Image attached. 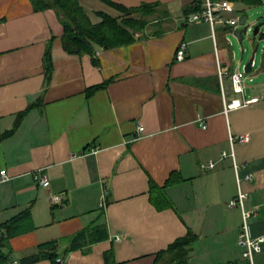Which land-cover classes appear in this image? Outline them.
Masks as SVG:
<instances>
[{
  "label": "crops",
  "instance_id": "crops-1",
  "mask_svg": "<svg viewBox=\"0 0 264 264\" xmlns=\"http://www.w3.org/2000/svg\"><path fill=\"white\" fill-rule=\"evenodd\" d=\"M110 1L161 3L168 21H152L151 28L167 31L146 30L133 43L72 55L63 49L54 10L0 0V171L7 176L0 182V225L28 213L23 230L7 241L11 263L40 243L60 240L65 247L82 229L105 224L108 239L68 253L67 264H105L110 250L115 264H154L158 252L189 230L197 239L188 264H241L240 210L227 203L244 193L246 207L256 211L249 234L264 237V83L248 92L246 79L243 94H236L228 74L218 78L210 26L184 15L194 0ZM79 3L93 24L101 22L98 13L122 15L101 0ZM182 42L185 58L177 61ZM228 42L218 29V58L233 73ZM222 89L227 102L258 100L226 111ZM230 135L249 137L235 143L234 162L221 157ZM211 161L212 169L201 168ZM172 173L181 181L164 187ZM42 177L48 186L39 183ZM151 186L162 187L170 204L158 208ZM55 195L62 200L52 202ZM260 246L254 264H264Z\"/></svg>",
  "mask_w": 264,
  "mask_h": 264
},
{
  "label": "trees",
  "instance_id": "trees-1",
  "mask_svg": "<svg viewBox=\"0 0 264 264\" xmlns=\"http://www.w3.org/2000/svg\"><path fill=\"white\" fill-rule=\"evenodd\" d=\"M101 1L113 6L121 12L122 15L120 17H111L104 13H98L101 22L93 24L80 5L79 0H31L35 11H45L48 9L55 11L63 28V35L61 38L63 49L68 54L72 55H93L96 47H100L104 50H111L133 43L140 38L136 36V34L138 33L141 36H145L146 30L150 31V35L155 36L162 35L167 31V29H159V27L157 29L151 28L152 21H156L154 24L158 26H162L168 21V19H166L167 12L161 3H141L135 7H126L113 3L110 0ZM229 1L235 4V8L238 12H243V7L258 6L263 0ZM201 3L202 0H194L192 6L184 8V15L198 11ZM51 43L52 41L47 44L43 55V68L46 83L52 71L50 57ZM180 181L181 179L175 173H172L166 180L164 187L176 184ZM151 190L153 191L152 199L158 208L170 204L162 187L151 186ZM27 216L28 213H22L9 222L0 225V229H6L7 232L6 236L0 233V264H10L12 262L11 251L7 247V241L9 238L18 234L19 231L23 230ZM108 237L105 224L92 225L72 235L68 239L65 247L62 246V241L60 240L40 243L35 248V251L21 258L19 264H31L41 260H48L51 264H67L66 257L68 253L82 249L89 251V248L93 244L107 240ZM196 239L197 236L189 230L184 237L176 239L164 250L158 252L154 264H188L189 255ZM104 261L105 264H115L111 250L104 254ZM227 264L235 263L230 262Z\"/></svg>",
  "mask_w": 264,
  "mask_h": 264
},
{
  "label": "built area",
  "instance_id": "built-area-1",
  "mask_svg": "<svg viewBox=\"0 0 264 264\" xmlns=\"http://www.w3.org/2000/svg\"><path fill=\"white\" fill-rule=\"evenodd\" d=\"M236 8L235 4L229 0H202V3L200 4V8L198 11L192 12L188 15L187 21L189 23H201L205 22L210 26L212 39L214 41L215 45V53H216V67H217V75L220 80L228 74L232 89L234 93L236 94H243V83L246 79H249L251 81V78H248L246 75L247 72L243 70V72H233L230 73L227 71V69L222 65V61L218 58L217 53V44H216V32L218 29H223L225 32L228 33V31H235V29L238 27L240 17ZM252 30L251 27H247L246 33L250 32ZM230 45V42H228ZM186 43L182 42L179 44V46L176 49L175 58L177 61H182L185 58V50H186ZM254 66V60L251 64V68ZM222 97L223 102L225 106V110L234 108V107H240V106H246L250 103L257 102L258 98H250L248 100L240 101V100H233L231 102H227L225 100L224 91L222 89ZM201 127L203 129L206 128L205 124H202ZM137 134H141L143 132V128L141 126H138L136 128ZM249 137L248 135L243 136H229V146L230 149L228 152L223 151L221 154L222 158H230L234 162V145L235 143H243L248 141ZM215 166V162L211 161L206 166H201L202 169H212ZM252 177L249 175L247 179H251ZM7 179L6 172L4 170L0 171V182L5 181ZM39 183L46 187L49 185V182L45 177H42L39 180ZM106 191L104 195H102L101 201L99 203L100 207H103L105 205L106 201ZM62 199L59 195H55L51 198L52 202H60ZM227 207L232 209L237 207L240 210L241 215V225L238 232V239L237 244L238 247L242 249V262L241 264H254V256L256 254H259L261 252V246L260 244L264 242V237H257L252 238L249 234V222L250 220L255 217L256 211L254 209H249L246 207V195L244 193L238 192L237 196L230 200L227 203ZM116 240H120V237H116ZM59 261V260H58ZM10 264H17L16 262L10 263Z\"/></svg>",
  "mask_w": 264,
  "mask_h": 264
},
{
  "label": "rangeland",
  "instance_id": "rangeland-1",
  "mask_svg": "<svg viewBox=\"0 0 264 264\" xmlns=\"http://www.w3.org/2000/svg\"><path fill=\"white\" fill-rule=\"evenodd\" d=\"M244 11L238 13H246L247 19L243 25L238 24V30L242 31L245 27H251L260 25L259 32L264 33V0L262 3L255 7H243ZM230 45H226L229 59L233 68L238 72H243L244 65L249 61L253 49L258 45V49L254 57V68L246 75L252 78V81L246 80L247 90L256 91L259 90L264 83V66H263V54H264V36L261 40H258V36L252 35V30L246 34H243V39L239 40L233 33L228 31L227 33ZM243 65V66H242Z\"/></svg>",
  "mask_w": 264,
  "mask_h": 264
},
{
  "label": "water",
  "instance_id": "water-1",
  "mask_svg": "<svg viewBox=\"0 0 264 264\" xmlns=\"http://www.w3.org/2000/svg\"><path fill=\"white\" fill-rule=\"evenodd\" d=\"M247 19V15L246 13H242L241 14V17H240V21H239V25H243L244 21ZM262 24L260 25H257V26H254L253 29H252V35L254 37L258 36V40H261L264 36V33H260L259 32V28ZM246 31H247V27H245L242 31L238 30L236 32H234V35L239 39V40H242L243 39V34H246ZM258 49V45H256L253 49V52H252V55L249 59V61L246 63L245 65V68H244V71L249 73L251 71V64L254 60V57H255V53Z\"/></svg>",
  "mask_w": 264,
  "mask_h": 264
}]
</instances>
